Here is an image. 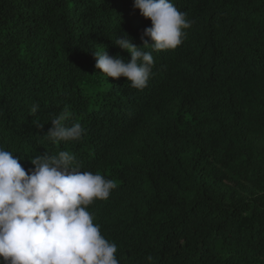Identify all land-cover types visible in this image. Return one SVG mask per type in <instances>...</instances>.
Listing matches in <instances>:
<instances>
[{
  "label": "trees",
  "instance_id": "1",
  "mask_svg": "<svg viewBox=\"0 0 264 264\" xmlns=\"http://www.w3.org/2000/svg\"><path fill=\"white\" fill-rule=\"evenodd\" d=\"M171 2L194 23L137 90L91 54L142 46L134 0H0V147L113 180L87 210L119 264H264V0ZM65 109L84 137L43 140Z\"/></svg>",
  "mask_w": 264,
  "mask_h": 264
},
{
  "label": "clouds",
  "instance_id": "2",
  "mask_svg": "<svg viewBox=\"0 0 264 264\" xmlns=\"http://www.w3.org/2000/svg\"><path fill=\"white\" fill-rule=\"evenodd\" d=\"M133 7L151 21L143 30L142 46L120 33L113 44L130 53L128 62L117 55L92 52L95 69L105 78H126L143 90L152 74V52L181 45L194 21L171 0H134ZM147 37L148 39H145ZM40 110L34 103L29 114ZM70 112L51 118L40 137L58 144L81 140L86 130L79 122L67 123ZM36 123V121H34ZM39 126V125H38ZM25 170L13 152L0 147V258L4 264H119L117 246L101 234L87 210L96 200H107L116 184L99 173L81 171L75 155L35 156Z\"/></svg>",
  "mask_w": 264,
  "mask_h": 264
}]
</instances>
